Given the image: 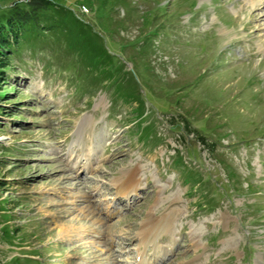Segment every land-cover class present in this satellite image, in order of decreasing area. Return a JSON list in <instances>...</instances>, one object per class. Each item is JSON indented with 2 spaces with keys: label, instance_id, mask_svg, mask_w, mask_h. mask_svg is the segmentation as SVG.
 <instances>
[{
  "label": "rangeland",
  "instance_id": "obj_1",
  "mask_svg": "<svg viewBox=\"0 0 264 264\" xmlns=\"http://www.w3.org/2000/svg\"><path fill=\"white\" fill-rule=\"evenodd\" d=\"M55 1L77 48L105 43L114 71L101 79L53 36L11 58L0 264H264V0Z\"/></svg>",
  "mask_w": 264,
  "mask_h": 264
},
{
  "label": "trees",
  "instance_id": "obj_2",
  "mask_svg": "<svg viewBox=\"0 0 264 264\" xmlns=\"http://www.w3.org/2000/svg\"><path fill=\"white\" fill-rule=\"evenodd\" d=\"M66 14L76 19L66 6L55 0H20L0 10V81L5 79L4 72L10 68V60L15 53L25 44L33 48L37 40L47 36H53L56 40H60V37L69 50H78L79 58L84 56L87 64L98 66L96 71L101 73V79L111 77L116 58L111 48L103 42L100 49L91 44L80 45L85 49L77 48L79 39L67 34L71 30Z\"/></svg>",
  "mask_w": 264,
  "mask_h": 264
},
{
  "label": "bare ground",
  "instance_id": "obj_3",
  "mask_svg": "<svg viewBox=\"0 0 264 264\" xmlns=\"http://www.w3.org/2000/svg\"><path fill=\"white\" fill-rule=\"evenodd\" d=\"M252 3H254V0H252ZM83 8H85V7H82V10L85 11V9H83ZM87 121H89V118L85 117L80 122V125H78V127H77L79 139L81 138V136L83 135V133L87 127V123H86ZM89 151H90V148H88L87 151L84 150L83 153L81 154L79 160L77 161V163L81 162L85 166L90 165L92 155L89 153ZM136 174H137V168L135 167V168L128 169V170L124 171L122 173L121 179L114 180L113 184L116 185L117 191L119 193H121V195H127L128 193L132 192L134 190V188L139 184L138 179L136 177ZM156 222H157V225L154 222L153 227H151L150 218L143 221L142 222L143 227L140 229V231H138V235H140L143 239L148 237V236H152V235H155V237H157L158 234L162 233L164 230H168L171 226V219L169 218V216H165L163 218H160ZM145 240H142V241H145ZM170 248H171V246L167 247L168 250H170ZM145 255H147V254H145ZM137 258L139 261L138 264L139 263L148 264L149 259H150L147 256L148 260H143V259H141L140 255H138Z\"/></svg>",
  "mask_w": 264,
  "mask_h": 264
},
{
  "label": "built area",
  "instance_id": "obj_4",
  "mask_svg": "<svg viewBox=\"0 0 264 264\" xmlns=\"http://www.w3.org/2000/svg\"><path fill=\"white\" fill-rule=\"evenodd\" d=\"M83 9H85V11L87 12L86 8H83Z\"/></svg>",
  "mask_w": 264,
  "mask_h": 264
}]
</instances>
